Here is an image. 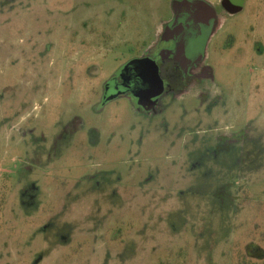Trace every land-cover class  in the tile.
I'll return each instance as SVG.
<instances>
[{
	"label": "rangeland",
	"instance_id": "obj_1",
	"mask_svg": "<svg viewBox=\"0 0 264 264\" xmlns=\"http://www.w3.org/2000/svg\"><path fill=\"white\" fill-rule=\"evenodd\" d=\"M58 4L0 0L1 179L31 156L16 183L0 184V264L262 261L264 0H244L208 43L203 85L218 106L208 119L184 116L180 107L192 113L198 102L172 95L153 119L126 100L93 112L103 81L169 14L164 0H81L69 15ZM85 30L105 33L94 37L100 49L66 43ZM91 62L101 74L86 73ZM243 130L256 143L246 146L251 169L217 142ZM98 171L123 182L103 181L99 207L91 184H77Z\"/></svg>",
	"mask_w": 264,
	"mask_h": 264
},
{
	"label": "flooded vegetation",
	"instance_id": "obj_2",
	"mask_svg": "<svg viewBox=\"0 0 264 264\" xmlns=\"http://www.w3.org/2000/svg\"><path fill=\"white\" fill-rule=\"evenodd\" d=\"M164 1L169 14L166 18L157 15L158 18L153 23L152 38L149 40L148 45L145 46V50L140 54L131 56L103 81L100 93L96 97L97 101L92 105L94 114H98L97 110L100 112L107 105L109 106L119 100H126L135 115L142 119H153L162 114L163 101L170 95L179 99L181 104L187 101L198 102L200 108L198 110L194 109L192 113H188L180 107V111L186 117L187 115L188 117L198 115L208 119L212 115L213 110L218 107L214 103H210V95L207 94V90L204 89L203 85L208 83L206 81L212 79V70L205 63V52L211 38L222 27L224 17L239 14L244 8L242 4L244 0ZM80 2L81 0H59L58 6L62 15H69L77 11V4ZM239 5L242 6L241 10L236 11ZM64 6L68 8L65 9ZM148 14H151V11ZM65 32L67 31L65 30ZM84 34H73L72 40L66 43H70V46L73 47L75 45L73 38L79 37L84 39L83 41L79 40L84 47L101 48L100 41L94 40V37L101 36L103 39L104 32L85 30ZM85 36H88L90 40H86ZM101 42H109L111 44V40H103ZM108 47H111V45ZM260 56H263V54L261 53ZM90 68H96L101 74V68L98 65L96 66L94 62H91V66L88 69L85 68L86 73ZM157 79L161 87L159 89H157ZM217 140L220 144L225 145L228 151L230 150L229 148L232 151L234 149L237 151L238 167L243 169L254 167V158H252V161H245L246 154L249 157L248 154L252 152V150H247L246 146L251 143V145L256 144L251 137L247 136L246 130H243V133L237 137L227 134L221 138L217 137ZM20 155L11 153L10 161L24 156V163L14 166L15 171L7 175L4 174V179H1L2 175H0V184L3 180L9 184L12 182L16 183L17 173L23 169H29L27 166V159L29 157L31 159L29 150H25L23 155ZM106 179L108 178H105L104 173L98 171L95 175L78 179L77 184L87 181L91 184L90 193L94 196L95 205L99 207L103 199V181L109 184H123L118 177H116L114 182L111 181L112 183L107 182L109 180ZM61 187L65 188L64 184H61ZM73 189L70 193L73 192ZM63 192L65 193V190ZM236 199L235 197L234 200ZM251 222L256 223L255 219ZM263 261L264 259L252 264H258ZM237 264L251 263L243 261Z\"/></svg>",
	"mask_w": 264,
	"mask_h": 264
},
{
	"label": "water",
	"instance_id": "obj_3",
	"mask_svg": "<svg viewBox=\"0 0 264 264\" xmlns=\"http://www.w3.org/2000/svg\"><path fill=\"white\" fill-rule=\"evenodd\" d=\"M241 5H239V6H237V10L236 11H239V10H241ZM158 80V79H157ZM158 83H157V86H158V88L157 89H159V88H161L160 87V84H159V80L157 81Z\"/></svg>",
	"mask_w": 264,
	"mask_h": 264
},
{
	"label": "trees",
	"instance_id": "obj_4",
	"mask_svg": "<svg viewBox=\"0 0 264 264\" xmlns=\"http://www.w3.org/2000/svg\"><path fill=\"white\" fill-rule=\"evenodd\" d=\"M258 264H264V261H263V262H261V263H258Z\"/></svg>",
	"mask_w": 264,
	"mask_h": 264
}]
</instances>
